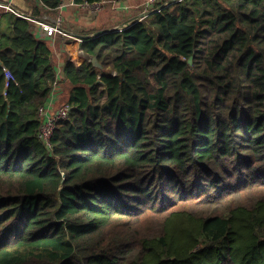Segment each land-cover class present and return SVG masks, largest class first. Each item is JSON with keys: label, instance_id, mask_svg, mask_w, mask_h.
<instances>
[{"label": "trees", "instance_id": "trees-1", "mask_svg": "<svg viewBox=\"0 0 264 264\" xmlns=\"http://www.w3.org/2000/svg\"><path fill=\"white\" fill-rule=\"evenodd\" d=\"M62 47L47 147L51 48L0 18V264H264V0H180Z\"/></svg>", "mask_w": 264, "mask_h": 264}, {"label": "crops", "instance_id": "crops-1", "mask_svg": "<svg viewBox=\"0 0 264 264\" xmlns=\"http://www.w3.org/2000/svg\"><path fill=\"white\" fill-rule=\"evenodd\" d=\"M175 2H178V0H159L155 7H151L146 4V0H122L116 8L107 4L100 11L93 12L90 8H86L81 4H74L70 0H64L56 11L44 9L40 0H0V18L3 19L5 15L13 14L27 19L33 25L36 17L26 18L27 13L30 11L40 10L42 16L40 19L44 22H51L57 16L61 17V27L52 37H45L33 27L35 33L43 38L51 48L56 63L59 84L53 93L51 103L48 102L49 105L47 103L50 112L56 113L58 108L65 104V84L61 81L62 65L65 60L62 47L64 41H79L80 36L88 35L92 37L100 31L119 30L125 25L128 27L134 21H141L148 17L149 15L146 16V14L159 9L157 6L164 8ZM78 53L85 56L81 50H78Z\"/></svg>", "mask_w": 264, "mask_h": 264}, {"label": "built area", "instance_id": "built-area-1", "mask_svg": "<svg viewBox=\"0 0 264 264\" xmlns=\"http://www.w3.org/2000/svg\"><path fill=\"white\" fill-rule=\"evenodd\" d=\"M120 1L122 0H100L94 3H83L81 5L86 8H90L93 12H98L103 7H105L107 4H110L112 7L116 8L118 7V3ZM158 2L159 0H146V4L151 7L152 6L155 7L158 4ZM33 17H34L33 12L31 11L28 12L26 15V18H29V19H32ZM61 24H62V19L60 16L55 17V19L51 22H44L40 18H36L33 21L34 29L38 31L39 33H41L42 35H44L45 37H52L57 32V30L60 29ZM4 77H5L6 82L15 81L13 74L8 70L4 71ZM58 83H59L58 80H56L53 83L50 97L48 99V102L50 103L52 101V96H53L55 89L57 88ZM48 105L46 104L45 106H42L38 109V119L40 121L38 138L43 144H45L47 147H50V139L55 130L56 124L58 121L67 119L70 107L68 104H63L62 106L58 108L56 113H51Z\"/></svg>", "mask_w": 264, "mask_h": 264}, {"label": "water", "instance_id": "water-1", "mask_svg": "<svg viewBox=\"0 0 264 264\" xmlns=\"http://www.w3.org/2000/svg\"><path fill=\"white\" fill-rule=\"evenodd\" d=\"M178 1H180V0H178ZM160 9H162V8L155 9L153 11H150V12H148L146 14V16L158 12ZM126 27H127V25H125L123 28H126ZM123 28H121L119 30L100 31V32L96 33V35H93L92 37H96V36L103 35V34H107V33L118 32V31L122 30ZM89 37L90 36H88V35H86V36H80L79 39H86V38H89ZM89 61L93 64V66H95L98 69H101V65L98 63V61H97V59L95 57H89ZM190 62H191V59L189 60V63Z\"/></svg>", "mask_w": 264, "mask_h": 264}]
</instances>
